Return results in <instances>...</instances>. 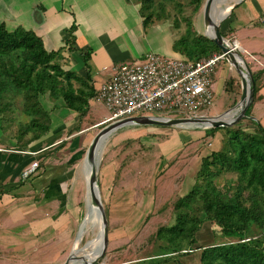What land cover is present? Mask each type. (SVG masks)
<instances>
[{
	"label": "crops",
	"instance_id": "1",
	"mask_svg": "<svg viewBox=\"0 0 264 264\" xmlns=\"http://www.w3.org/2000/svg\"><path fill=\"white\" fill-rule=\"evenodd\" d=\"M136 6H138L136 3L127 0H1L0 4L2 11L13 18L12 23H15L13 29L21 26L35 32L42 38L49 51L64 49V59L69 63V68H64L65 70L84 75L87 69L80 52L89 53L90 59L87 65L92 76V85L97 91L110 78L112 68L122 63L137 61L147 53L167 57L179 56L172 50V44L166 46L162 42L158 44L145 42L147 36L150 34L151 37L153 29L155 31L156 29L152 26L147 33L145 32L140 9ZM233 13L238 16L233 14V19L230 20L234 28L227 24L225 32L229 35L228 38L237 41L243 54L246 55L245 58L255 64L254 72L264 71V42L263 44L260 42L264 41V26L258 24L259 21L263 22L264 0H243L234 8ZM0 21L10 29L7 21L2 18ZM72 25H76L75 43L69 51L66 31ZM220 66L218 78L215 76L214 79L215 92L225 94V82L234 75L227 64ZM233 95H236V92ZM57 103L59 106L52 114L50 131L39 140L40 142L31 143L27 154L19 150V147L9 145L6 142L10 141L9 138L0 132V248L9 249L10 251L6 250V252H10L13 259L20 257L22 263L26 261L30 263V261L19 256L18 252L22 255L27 250H31L34 254L32 247L37 244L43 246L44 240L49 237L63 236L64 240L71 238L73 211L69 200L70 189L76 172L75 162L85 153L83 150L85 139L82 133L95 129L105 119L104 117L85 125L83 129L80 128L81 134L75 131L68 136V129L74 124L79 126L82 120L78 118L77 113L66 109L63 102ZM92 103L91 100L90 105ZM227 109L229 106L225 104L216 106L215 103L211 116L221 115ZM251 114V118L264 127V75L260 79L257 99ZM130 128L119 129L114 134L128 132L123 138L131 140L142 132L141 129L137 132ZM191 129L200 130L170 128L165 129L166 131H148L163 132L170 137L162 144V150L164 154L172 157L179 151L182 141H193L194 134ZM200 134L197 138L214 142L216 146L214 151L220 148L222 136L217 134L214 137L208 136L206 130ZM45 140L48 141L46 146L48 149L43 145ZM33 162L40 163V167L44 165L38 171L25 176L26 167ZM86 163L90 166V162L85 158L81 164V171L88 183L90 174ZM122 166L123 164L117 159H109L100 170V186L104 185L108 188L110 182L115 184V175ZM189 169L190 167L186 171L188 172ZM182 171L180 174L183 177L186 172ZM178 183L177 181L175 186H178ZM128 186L129 183L121 181L113 187H119L117 190L123 194L129 192ZM86 198L87 202L89 198L88 196ZM1 257L0 255V264H3L5 261Z\"/></svg>",
	"mask_w": 264,
	"mask_h": 264
},
{
	"label": "trees",
	"instance_id": "2",
	"mask_svg": "<svg viewBox=\"0 0 264 264\" xmlns=\"http://www.w3.org/2000/svg\"><path fill=\"white\" fill-rule=\"evenodd\" d=\"M127 1L141 5L144 29L155 22L168 21V3L180 4L178 0ZM204 1L188 0L194 15ZM262 19L264 26V13ZM174 24L176 27L180 25L176 19ZM186 25L184 34L172 44L175 53L199 61L222 52L212 40L196 30L193 15L186 17ZM75 30L76 25H72L66 31L69 51L75 43ZM220 31L224 37L229 36L221 28ZM63 50L49 51L35 32L21 26L10 30L0 21V120L5 122L6 116L12 115L19 106L29 118L22 124L20 141L23 142L19 143L22 147L19 150L27 149L51 129V110L57 104L47 110L42 102L46 95L53 102H63L68 110L78 114L80 120L87 115L90 101L97 100L98 91L92 85L87 65L89 53L80 52L87 70L84 75H79L64 69L61 63ZM263 75V70L253 73L255 99L246 112V119L255 125L254 132L240 127L243 119L232 127L206 130L211 137L222 133V145L202 158L197 172L202 182L178 198L174 206V223L160 227L154 236L160 243L158 251L140 264H168L177 256L195 250H201V264H264V127L251 118ZM236 84L237 79L230 76L225 82V92H236ZM226 175H234L236 179L228 180L227 188L220 189L215 179ZM205 222L211 224L214 234L231 240L195 247L197 235Z\"/></svg>",
	"mask_w": 264,
	"mask_h": 264
},
{
	"label": "rangeland",
	"instance_id": "3",
	"mask_svg": "<svg viewBox=\"0 0 264 264\" xmlns=\"http://www.w3.org/2000/svg\"><path fill=\"white\" fill-rule=\"evenodd\" d=\"M228 1L229 4H233L237 0ZM178 2L180 4L177 6L174 3H168V21L155 22L147 29H144L146 33L152 26L156 29V31L153 29V35H151V37L150 34L147 36V39L145 40L147 44H158L159 42H162L164 45L170 46L176 39L184 34L187 27L186 17H191L192 15L195 20L196 30L201 35L207 34L208 36V33L210 34V28L204 31L201 10L194 15L193 7L188 4V0H178ZM137 5L138 6L136 7H139L140 9L141 5L138 3ZM232 11L233 10H231L230 14L220 23V28L223 31H226L228 23L232 26V28H234L233 24L230 22V20L233 19ZM234 15L238 16L236 13ZM1 18L8 22L10 30L14 28L15 23H12L13 18L8 17L0 7V19ZM175 19L180 23L178 26L179 28L174 24ZM18 20L19 19L17 18V21ZM20 20H22V18H20ZM262 23L263 22L260 21L258 22L260 26ZM243 32L245 33V31ZM148 37L150 38L148 39ZM225 38L232 41L228 37ZM260 42L263 44L264 41L261 40ZM245 56L246 55H244V57ZM175 57L184 58V56L180 54ZM245 61L251 71L254 72L256 67L255 64L247 60V58H245ZM61 63L65 69L69 68V63L65 59ZM128 63H131V61ZM226 64L230 67V71L237 79V84L235 86L236 95H233V93L224 94V92L216 94L215 81L213 82L211 90L214 92L216 106L225 104V106H229V109H231L240 101V90L242 87L241 79L237 71L234 68H231L227 61H223L219 64L220 68L217 67L214 76L218 78L217 75L221 71L220 65ZM228 88L230 89V86H228ZM53 101L54 100H52L48 95L42 98V102L47 110L52 109L54 103L58 104V101ZM92 101L93 103L90 105L87 115L82 119L83 123L81 122V126H75L74 124L68 129L67 133L68 136L75 131H79L77 133L81 134L82 132H80V128L83 129L85 125L93 123V121H99L105 117L103 122L99 123L100 125H98V127H94L95 129H92L87 133H82L83 139H85V145H83L85 153L81 159L77 160L78 162H75L77 163L75 165L76 172H74L75 174L72 179L73 181L71 182L70 189L69 200L70 207L72 209L71 211H73V216H71V238L64 240L63 236H54L53 238L49 237L44 240L45 244L43 246L42 244H37L35 247H32V250L35 251L34 254L31 250H27L22 255L20 254L21 252L17 253L19 256H23L24 259H29L30 263L27 261L22 263V259L20 257H14L15 259H13L12 254L10 252H6V250L9 249L5 247L0 248V255L2 256L1 259L5 261L3 264H63L70 255L80 231V227L84 221L87 206L90 207L91 205L90 198L86 202L87 183L81 171V164L85 159L86 151L94 136L104 126L112 122H106L107 117L111 114L105 103L99 100ZM18 103L20 104L21 102ZM18 103L17 106H19ZM56 106L57 107L54 110H51L52 114L55 110H57L59 105ZM20 107L21 106H19L17 111H14L12 115L9 114L6 116L5 122L2 123L0 120V132L3 135L5 134L10 140L6 142L9 143V145H12V147H19V149L22 148L19 146V143L23 142L20 141V139H22L20 138L23 126L22 124L29 121V118L21 112ZM213 107L205 109L201 114L211 116ZM229 109H227V111ZM240 127L251 133L255 130V126L246 118L242 120ZM140 129L142 132L131 140L123 138L128 132H125L124 134L119 133L117 135L114 133L111 134L107 138L102 151L99 173L102 167L107 164V161L112 158L117 159L118 162L120 161V164H123V166L115 175V184L114 182L112 184L110 182L109 187L107 188L104 185L103 187L100 186L99 181L100 194L109 223V241L104 258L96 264H140L141 261L148 259L149 256L155 255L160 244L154 238L157 230L162 226H168L174 223L175 202L179 197L187 194L194 185L202 182L197 173L200 169L202 158L209 155L216 149L214 142L211 140L207 141L197 138L200 137V132H203L206 129L194 128L200 130L191 129L192 134H194V138H192L193 141H182V146L179 151L174 156L169 157L164 154L162 144L169 140L170 137L166 136V133L163 132L158 133L155 131H148L170 129L169 127L134 126L130 128V130L137 132ZM85 130L86 129H84V131ZM221 134L222 133H217V136H222ZM28 135L31 134H27V136ZM38 142L40 141L38 140L37 143ZM47 143V140L43 141V145H45V147L48 146ZM46 148L48 149V147ZM28 149L29 147L22 151L27 154ZM199 149L201 152L198 153ZM194 152H197V154H193ZM35 163L37 164V171L39 168L43 167L42 165H44L42 164L40 167V163L33 162L26 167V170ZM87 166L88 164L86 163V167ZM187 166L191 169H189L188 172L186 171L188 169ZM125 167H127V169ZM87 171L90 174V166H88ZM181 171L186 172L184 174L185 176L182 177L180 174ZM235 179L236 177L234 175H226L215 179V183L220 189H226L228 180ZM121 181H125V183L130 184V186H128L130 189L129 192L122 194L120 190H117L119 187H113ZM177 181L179 182L178 186H175ZM106 185L108 184L106 183ZM119 191L121 193H119ZM56 211H58V209ZM213 230L214 228L211 227V224L205 222L201 231L197 235V245L195 247L226 243L231 240V238H226L223 235L214 234ZM94 238L95 233L90 230L83 238L79 248H82L87 242L92 241ZM95 246L96 244L89 250V252L86 253H90L92 251L97 253L100 245L97 247ZM97 254H95L90 261H92ZM37 255L38 257H36ZM79 255L81 256V254ZM33 256H35L34 259L32 258ZM200 256L201 250H195L193 253L177 256L174 261H170L168 264H201Z\"/></svg>",
	"mask_w": 264,
	"mask_h": 264
},
{
	"label": "built area",
	"instance_id": "4",
	"mask_svg": "<svg viewBox=\"0 0 264 264\" xmlns=\"http://www.w3.org/2000/svg\"><path fill=\"white\" fill-rule=\"evenodd\" d=\"M227 61L215 53L199 61L147 53L141 59L122 63L111 70L110 78L97 92L110 111L106 122L139 115L200 117L215 104V70ZM37 164L28 168V176Z\"/></svg>",
	"mask_w": 264,
	"mask_h": 264
},
{
	"label": "water",
	"instance_id": "5",
	"mask_svg": "<svg viewBox=\"0 0 264 264\" xmlns=\"http://www.w3.org/2000/svg\"><path fill=\"white\" fill-rule=\"evenodd\" d=\"M218 0H205L202 7V22L204 31L213 28V35L207 36L212 40L225 55V58L231 68H234L240 79L242 93L240 101L231 109L218 116H200V117H170V116H153V115H139L126 117L116 121L110 122L104 126L92 139L86 151L85 158L91 163V174L89 178L88 188L91 206L97 209V217L101 220V245L98 254L90 261L85 262L84 257L78 255V250L72 249L70 255L63 264H96L104 258V254L108 247L109 241V223L102 202L100 188H99V169L102 151L105 146L107 138L119 129L134 126H150V127H169V128H202L212 129L219 127H232L240 120L246 118V112L255 99L256 83L253 72L245 61L244 54L240 49L237 41H229L220 31V23L230 14L237 5L243 0H237L231 4V9L227 16H225L219 24L213 20L214 6ZM230 116L229 120L225 117ZM79 237V233L77 238ZM87 246V243L81 248ZM84 261V262H83Z\"/></svg>",
	"mask_w": 264,
	"mask_h": 264
},
{
	"label": "bare ground",
	"instance_id": "6",
	"mask_svg": "<svg viewBox=\"0 0 264 264\" xmlns=\"http://www.w3.org/2000/svg\"><path fill=\"white\" fill-rule=\"evenodd\" d=\"M215 6H214L215 13L213 16V20L216 24H219L221 22V20L225 16H227V14L229 13V11L231 9V7H230L231 4H229L228 0H218L216 2ZM212 35H213V28L210 27V34L208 33V36H212ZM225 119L229 120L230 116H226ZM91 167H92V165L90 163V174H91ZM89 178H90V176H89ZM88 183H89V180H88ZM88 183H87V192H88L87 196H88V198H90ZM90 230L94 231L95 238L92 241L87 242V246L84 247V249L79 248L83 238L85 237V235ZM101 231H102V225H101V220L98 219V217H97V209L93 208L91 205H90V207L87 206V212H86L84 221L80 227L79 237L76 239L74 246H73V249L78 250L80 252L79 254H81V256L84 257L85 262H89L94 257V255L98 253V252L96 253L93 251L90 253H86V252H89V250L95 244H96L95 247L101 245ZM97 251H99V249ZM76 264H80V263H76Z\"/></svg>",
	"mask_w": 264,
	"mask_h": 264
}]
</instances>
